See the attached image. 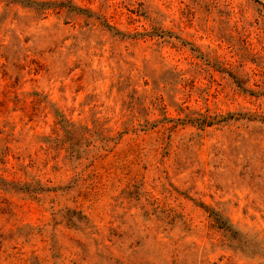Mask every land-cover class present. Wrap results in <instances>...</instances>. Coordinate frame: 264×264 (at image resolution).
<instances>
[{"label": "rangeland", "instance_id": "obj_1", "mask_svg": "<svg viewBox=\"0 0 264 264\" xmlns=\"http://www.w3.org/2000/svg\"><path fill=\"white\" fill-rule=\"evenodd\" d=\"M0 264H264V0H0Z\"/></svg>", "mask_w": 264, "mask_h": 264}, {"label": "trees", "instance_id": "obj_2", "mask_svg": "<svg viewBox=\"0 0 264 264\" xmlns=\"http://www.w3.org/2000/svg\"><path fill=\"white\" fill-rule=\"evenodd\" d=\"M4 2L7 3H28V0H3Z\"/></svg>", "mask_w": 264, "mask_h": 264}]
</instances>
